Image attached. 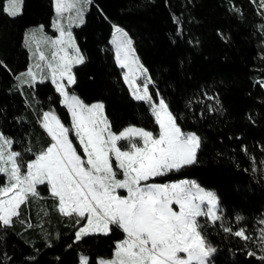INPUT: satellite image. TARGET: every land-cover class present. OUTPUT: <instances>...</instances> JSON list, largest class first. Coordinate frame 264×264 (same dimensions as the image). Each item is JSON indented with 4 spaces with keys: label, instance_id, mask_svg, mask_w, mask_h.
I'll use <instances>...</instances> for the list:
<instances>
[{
    "label": "trees",
    "instance_id": "1",
    "mask_svg": "<svg viewBox=\"0 0 264 264\" xmlns=\"http://www.w3.org/2000/svg\"><path fill=\"white\" fill-rule=\"evenodd\" d=\"M73 36L83 63L73 67L67 93L82 103H102L112 133L136 127L158 137L151 106L132 98L110 46L113 27L129 36L150 81L153 101H164L182 133L199 140L195 160L150 179L166 184L189 180L215 193L219 219L196 220L209 264H264L256 244L264 224V0H89ZM0 0V75L24 74L30 64L24 46L28 30L55 36L52 0H22L18 15ZM7 77V76H6ZM15 91L17 88L14 87ZM25 110L19 116L0 107V133L11 141L21 172L52 144L40 126L54 114L81 154L68 110L50 82L22 85ZM121 149H129L127 141ZM7 179L0 175V191ZM47 184L34 189L9 224L0 221V264H99L125 239L116 225L107 234L85 235L76 214H63ZM244 233V238L237 235Z\"/></svg>",
    "mask_w": 264,
    "mask_h": 264
},
{
    "label": "rangeland",
    "instance_id": "2",
    "mask_svg": "<svg viewBox=\"0 0 264 264\" xmlns=\"http://www.w3.org/2000/svg\"><path fill=\"white\" fill-rule=\"evenodd\" d=\"M52 3L55 36L44 33L42 27L27 33V38L37 40L42 51L51 49V54H42L40 58L37 55L36 59L43 60L40 65L31 52V65L19 81L27 86L43 82L54 86L61 95V104L69 112L81 154L58 118L49 113L43 123L54 146L38 155L22 173L17 164L18 155L11 150V141L0 133V175L7 179L0 191V221L9 224L17 216L20 205L33 196L34 189L47 184L49 192L60 200L61 212L69 211L85 219L76 233L77 239L107 234L112 225L126 233L125 239L117 244L114 256L100 260L99 264H209L214 248L206 245L199 235L196 220L199 217L211 222L219 219L215 193L189 180L163 185L149 182L193 163L198 138L179 130L164 101L152 100L150 78L129 36L118 27H113L110 38L115 62L122 70L132 98L151 106L159 127L158 137L136 127L112 133L102 103L86 105L68 94L66 85L74 83L72 69L83 63L73 29L83 24L90 1L52 0ZM21 5L22 0H7L5 11L18 15ZM258 7L264 16V4L260 2ZM17 82L7 73L0 75L3 109L24 105L18 103L22 94ZM122 141L128 142L129 149H121ZM237 235L244 238L242 231ZM255 241L264 251V224L259 227ZM79 264H87V258L80 256Z\"/></svg>",
    "mask_w": 264,
    "mask_h": 264
},
{
    "label": "crops",
    "instance_id": "3",
    "mask_svg": "<svg viewBox=\"0 0 264 264\" xmlns=\"http://www.w3.org/2000/svg\"><path fill=\"white\" fill-rule=\"evenodd\" d=\"M6 4H7V2H6ZM6 4H5V7H6ZM6 12V11H5ZM7 13V12H6ZM8 14V13H7ZM9 15H11V14H9ZM27 33H29V30L25 33V35H24V39H23V43H24V46H25V48L27 49V51H28V53H29V58H30V64H29V66H28V69H29V67H30V65H31V61H32V57H31V52H33V55H34V57H33V59L35 60V62L37 63L38 62V64H40V65H42V63H43V60H39L38 58H40L41 57V55L43 54V55H45V56H49V54H51V49L50 50H44V51H42L41 50V48H40V45L37 43V40L35 41V40H33L30 36H29V38H27ZM38 36H40V34L38 35ZM35 37H37L36 35H35ZM37 55H39L38 56V58L36 59V56ZM28 69H27V71H28ZM26 71V72H27ZM25 72V73H26ZM12 79H13V81L15 82V80L16 81H18L17 82V85L19 86H22V85H25L24 83H21L20 81H19V79L22 77V75H24V74H22V75H20L19 77H17L16 79L15 78H13L8 72H6ZM19 83H21V84H19ZM19 86V88L21 89V87ZM19 89V90H20ZM59 94V93H58ZM59 96H60V98H61V95L59 94ZM18 103H22V104H24V105H21L20 106V109L19 110H17L16 112V114L17 115H21L22 113H23V111L25 110V99L23 98V96H22V98L20 99V100H18ZM49 113H44L43 115H42V119H41V123H40V126H41V128L43 129V131L46 133V135L50 138V140H51V142H52V144H51V146L47 149V150H49L51 147H53L54 146V140H53V138L51 137V135H50V133H49V131L47 130V129H45V127H44V116L45 115H48ZM47 150L43 153V154H45V153H47ZM50 194L52 195V197L53 198H55V199H57L58 201H59V204H61L60 203V200L58 199V197H56V195L55 194H53L51 191H50ZM62 205V204H61ZM69 209V208H68ZM64 214H66V215H69V214H71V213H69V211H62ZM125 234V236H126V233H124Z\"/></svg>",
    "mask_w": 264,
    "mask_h": 264
}]
</instances>
